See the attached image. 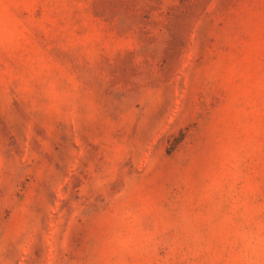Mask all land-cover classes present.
<instances>
[{"label": "rangeland", "instance_id": "rangeland-1", "mask_svg": "<svg viewBox=\"0 0 264 264\" xmlns=\"http://www.w3.org/2000/svg\"><path fill=\"white\" fill-rule=\"evenodd\" d=\"M0 264H264V0H0Z\"/></svg>", "mask_w": 264, "mask_h": 264}]
</instances>
